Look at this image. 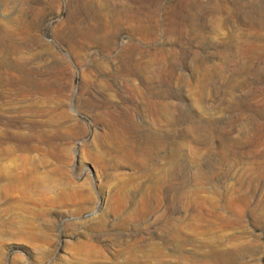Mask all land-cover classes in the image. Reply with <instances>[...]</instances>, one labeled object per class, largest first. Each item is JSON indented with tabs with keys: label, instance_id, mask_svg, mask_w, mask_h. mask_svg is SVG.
I'll list each match as a JSON object with an SVG mask.
<instances>
[{
	"label": "rangeland",
	"instance_id": "obj_1",
	"mask_svg": "<svg viewBox=\"0 0 264 264\" xmlns=\"http://www.w3.org/2000/svg\"><path fill=\"white\" fill-rule=\"evenodd\" d=\"M0 264H264V0H0Z\"/></svg>",
	"mask_w": 264,
	"mask_h": 264
},
{
	"label": "bare ground",
	"instance_id": "obj_2",
	"mask_svg": "<svg viewBox=\"0 0 264 264\" xmlns=\"http://www.w3.org/2000/svg\"><path fill=\"white\" fill-rule=\"evenodd\" d=\"M6 150H7V149H6ZM9 150H10V149H9ZM1 152H2V151H1ZM8 152H9V151H8ZM3 153H4V152H3ZM4 154H5V153H4ZM6 154H7V152H6ZM8 154H9V153H8ZM1 156H2V155H1ZM3 156H5V155H3ZM3 156H2V157H3ZM6 157H7V156H6ZM8 157H9V156H8ZM5 176H6V175H5ZM5 176H4V177H5ZM4 179H5V178H4ZM5 180H6L8 183H9V182H13V181H14V182H17V181H18V183H20V181L23 182V180L20 179V177L18 178V176H16V175L11 176V178H8V177H7ZM27 182H28L27 185H28L29 187H31V188H34V187H36V185H37V180H35V178H33V179L31 178V179L27 180ZM76 192H82V191H76ZM125 221H127V220H125ZM101 225H102V222H99V224H98L99 229L101 228ZM97 228H98V227H97ZM85 247H86L87 249H92V250H94V248H93L91 245H87V244H86ZM177 249L179 250V247H177ZM157 250L160 251V249H158V248H157ZM156 254H157V253H156ZM156 256H157V255H156Z\"/></svg>",
	"mask_w": 264,
	"mask_h": 264
}]
</instances>
